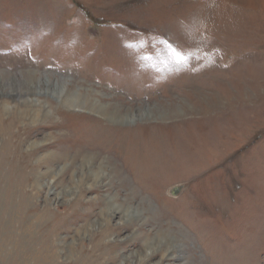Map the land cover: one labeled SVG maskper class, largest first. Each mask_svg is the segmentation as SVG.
<instances>
[{"label":"rangeland","instance_id":"1","mask_svg":"<svg viewBox=\"0 0 264 264\" xmlns=\"http://www.w3.org/2000/svg\"><path fill=\"white\" fill-rule=\"evenodd\" d=\"M0 264H264V0H0Z\"/></svg>","mask_w":264,"mask_h":264},{"label":"snow or ice","instance_id":"2","mask_svg":"<svg viewBox=\"0 0 264 264\" xmlns=\"http://www.w3.org/2000/svg\"><path fill=\"white\" fill-rule=\"evenodd\" d=\"M173 57L177 62H183L187 58V52L184 50H173Z\"/></svg>","mask_w":264,"mask_h":264},{"label":"bare ground","instance_id":"3","mask_svg":"<svg viewBox=\"0 0 264 264\" xmlns=\"http://www.w3.org/2000/svg\"><path fill=\"white\" fill-rule=\"evenodd\" d=\"M63 94V93H62ZM70 101H72V100H70ZM109 115V114H108ZM108 115H106L107 117H108ZM102 116V115H101ZM104 116H105V114H104ZM120 115H118V117H119ZM105 118V117H104ZM130 119H131V121L132 120H134V117H130ZM130 119H129V121H130ZM108 120V119H107ZM110 120H112V118H110ZM114 120V119H113ZM111 211H112V209H110ZM109 213V212H108ZM128 213V212H127ZM125 216H128L127 214L125 215ZM159 235V234H158ZM145 237V236H144ZM156 238V237H155ZM147 244V243H146ZM144 246V245H143ZM143 246H142V248H143ZM157 246V245H156ZM159 246H161V241H160V244H159ZM169 246V245H168ZM153 247H155V245L153 244ZM141 248V249H142ZM150 248V247H149ZM142 251V250H141ZM166 253H169V251L168 252H166ZM173 252H170L169 254L171 255ZM137 257H138V255H137ZM156 257H158V256H156ZM148 258V257H147ZM174 260H176V258L174 259ZM179 260V259H178ZM145 261V260H144ZM177 262V261H176Z\"/></svg>","mask_w":264,"mask_h":264},{"label":"water","instance_id":"4","mask_svg":"<svg viewBox=\"0 0 264 264\" xmlns=\"http://www.w3.org/2000/svg\"><path fill=\"white\" fill-rule=\"evenodd\" d=\"M175 190H176V188H175V189H173V190H172V192L174 193V192H175Z\"/></svg>","mask_w":264,"mask_h":264}]
</instances>
